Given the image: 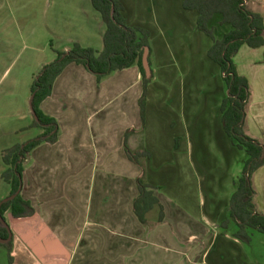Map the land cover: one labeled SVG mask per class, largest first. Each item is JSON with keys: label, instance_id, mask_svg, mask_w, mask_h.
<instances>
[{"label": "crops", "instance_id": "crops-1", "mask_svg": "<svg viewBox=\"0 0 264 264\" xmlns=\"http://www.w3.org/2000/svg\"><path fill=\"white\" fill-rule=\"evenodd\" d=\"M247 6L264 18V0H248ZM106 32L92 0H0V205L11 192L3 178V153L38 134L30 130L35 77L58 52L75 45L103 51ZM209 49L198 50L197 65L208 62L211 71L213 66L219 70ZM234 61L252 92L246 132L264 146V47L244 45ZM143 93L137 66L98 82L84 66L73 64L57 78L41 108L58 121L59 140L40 145L24 162L20 193L33 214L5 215L15 264H259L247 244L234 238L236 229H225L216 220L229 207L220 180L208 202L196 200L197 185L193 197L191 189L177 183V133L159 135V115L153 113H159L160 104L150 99L143 121ZM168 126L177 129L176 123ZM127 145L133 153L142 152L140 162L130 159ZM187 154L191 159L192 152ZM169 160L172 165L165 164ZM140 178L159 201L145 222L135 211ZM253 185L255 204L264 214V166L254 174ZM7 258L0 247V264H7Z\"/></svg>", "mask_w": 264, "mask_h": 264}, {"label": "trees", "instance_id": "trees-1", "mask_svg": "<svg viewBox=\"0 0 264 264\" xmlns=\"http://www.w3.org/2000/svg\"><path fill=\"white\" fill-rule=\"evenodd\" d=\"M248 0H183V9L197 15L196 27L200 33L212 41L208 57L219 67L227 95L222 100L221 126L232 145L247 155L238 187L231 197L228 212L220 223L225 229H236L234 238L244 244H251L253 232L264 234V214L255 204L256 191L254 174L264 166V146L251 138L245 129L248 105L252 98L247 78L237 71L235 57L244 45L251 48L264 47V18L249 10ZM107 24L104 50L75 45L68 52H58L57 58L43 66L31 87V111L33 122L30 130H37V136L22 144L13 146L3 153L7 171L3 178L11 185L9 197L1 207V214L11 212L15 218H25L33 214L31 204L24 200L20 191L23 186L24 162L28 156L44 143L55 144L60 137L58 121L45 112L41 106L51 97L57 78L70 65L84 66L102 82L112 74L137 66L143 76L144 93L140 100L142 119L146 120V99L151 79L146 77L143 67L145 49H151V32L142 26H130L124 16L121 0H92ZM131 160L139 162L135 153L126 146ZM140 196L135 202V211L142 222L146 214L159 201L154 196L151 185L144 178L139 181ZM6 220V219H5ZM0 236L9 238L8 229L0 222ZM8 252L9 264H14V240L0 243Z\"/></svg>", "mask_w": 264, "mask_h": 264}, {"label": "rangeland", "instance_id": "rangeland-1", "mask_svg": "<svg viewBox=\"0 0 264 264\" xmlns=\"http://www.w3.org/2000/svg\"><path fill=\"white\" fill-rule=\"evenodd\" d=\"M121 1L127 23L133 27L149 28L151 32L153 80L146 106L150 107L149 99L152 105L160 104L159 113H153L159 115V135L173 136L177 133V161H174L177 163V183L186 185L187 190L191 189L193 197V187L197 185L199 191L196 200L203 198L208 202L214 183L220 180L218 187L222 190L221 194L228 196L224 204H229L238 187L247 155L232 145L221 126L220 106L227 95L221 72L214 66L211 71L208 62L197 65L195 59L198 50L211 47L212 41L198 29L193 31L196 17L192 12H184L183 0ZM219 83L223 89L215 92ZM219 96L223 98L218 100ZM182 120L186 121L188 128H185ZM168 123H176L177 129H172ZM189 152H192L191 159L187 156ZM134 153L140 162L142 152ZM142 162L147 166L149 160L144 157ZM172 163L173 160L165 161L166 165ZM193 170L198 173L196 181ZM221 218L217 216L216 220L220 223ZM252 239V245L245 247L251 249L259 264H264V234L253 232ZM16 264H21V260Z\"/></svg>", "mask_w": 264, "mask_h": 264}, {"label": "water", "instance_id": "water-1", "mask_svg": "<svg viewBox=\"0 0 264 264\" xmlns=\"http://www.w3.org/2000/svg\"><path fill=\"white\" fill-rule=\"evenodd\" d=\"M150 53H151V49L150 47H147L145 49V52H144V56H143V67H144V70H145V73H146V77L148 79H151L152 76H153V71H152V67H151V63H150ZM21 192V191H20ZM14 197H10L6 200L3 201V203H1L0 205V222L8 229L9 231V238L8 239H4L0 236V243L2 244H6L8 242H10L13 238V233L11 231V228L9 226V224L7 223V221L3 218L2 214H1V207L2 205L5 203V202H8L10 200H12Z\"/></svg>", "mask_w": 264, "mask_h": 264}]
</instances>
